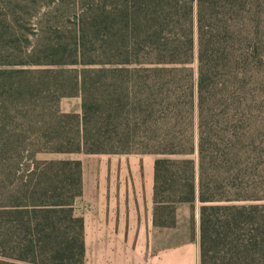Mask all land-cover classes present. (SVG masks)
Masks as SVG:
<instances>
[{"label": "trees", "instance_id": "trees-1", "mask_svg": "<svg viewBox=\"0 0 264 264\" xmlns=\"http://www.w3.org/2000/svg\"><path fill=\"white\" fill-rule=\"evenodd\" d=\"M59 153L155 155L156 227L199 202L200 264H264V0H0V264H85Z\"/></svg>", "mask_w": 264, "mask_h": 264}, {"label": "crops", "instance_id": "crops-1", "mask_svg": "<svg viewBox=\"0 0 264 264\" xmlns=\"http://www.w3.org/2000/svg\"><path fill=\"white\" fill-rule=\"evenodd\" d=\"M101 156L102 178L86 180L75 212L84 219L85 264H200L195 249H173L156 227L155 161L146 154H83ZM160 235V243H158Z\"/></svg>", "mask_w": 264, "mask_h": 264}, {"label": "rangeland", "instance_id": "rangeland-1", "mask_svg": "<svg viewBox=\"0 0 264 264\" xmlns=\"http://www.w3.org/2000/svg\"><path fill=\"white\" fill-rule=\"evenodd\" d=\"M62 111L64 112H82L81 97H66L60 102ZM84 153L73 154H40L39 159L42 160H79L85 159L86 163V180L102 178V161L101 156H84ZM151 155V154H146ZM154 156V155H153ZM84 178V166H83ZM77 201V200H76ZM76 213V212H75ZM199 221H200V203L181 204L177 209V224L175 227L167 228L165 238L167 244L171 239L172 247L176 250L178 247L187 246L195 249L196 257H199ZM158 243H160V235H158Z\"/></svg>", "mask_w": 264, "mask_h": 264}]
</instances>
